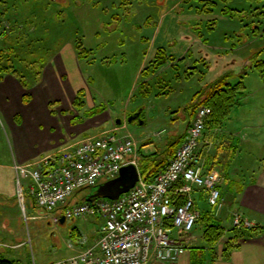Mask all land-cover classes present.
I'll list each match as a JSON object with an SVG mask.
<instances>
[{"label":"rangeland","instance_id":"obj_1","mask_svg":"<svg viewBox=\"0 0 264 264\" xmlns=\"http://www.w3.org/2000/svg\"><path fill=\"white\" fill-rule=\"evenodd\" d=\"M218 4L215 12L199 15L194 11L197 0H0V57L15 51L13 61L27 81L54 57L51 68L61 84L83 88L88 105L105 104L114 125L118 119V127L126 125L119 133L135 140L144 165L158 153L156 157L167 158L164 150L184 132L188 112L200 104L199 99L194 104L192 100L202 86L221 77L232 85L242 81L244 95L215 128L225 136L217 146L221 164L233 163L239 178L248 179L252 169L264 165V77L255 67L257 61H264V0H230L226 4L237 10L236 16L220 14L225 4ZM77 42L92 50V63L77 58ZM159 47L180 61L162 66L149 77H141L140 70L136 77L141 63L147 67ZM189 72L195 74L187 80ZM136 112L139 117L129 121ZM96 118L86 123L106 116ZM0 125L7 131L1 118ZM215 128H207L204 136ZM100 131L89 130L88 136ZM9 151L4 137L1 161ZM11 175L0 168V252L7 257H13V251L26 264L53 262L72 255L67 245L70 240L75 243L71 229L98 228L100 219L91 215L54 223L53 213L30 203L23 180L22 209ZM195 231L194 227L191 233ZM195 234L201 237L199 230Z\"/></svg>","mask_w":264,"mask_h":264},{"label":"built area","instance_id":"obj_2","mask_svg":"<svg viewBox=\"0 0 264 264\" xmlns=\"http://www.w3.org/2000/svg\"><path fill=\"white\" fill-rule=\"evenodd\" d=\"M211 113L210 107L198 106L183 141L166 165L148 180L140 175L130 190L114 200L89 196L98 184L117 177L121 167L132 164L138 168L137 143L130 135L120 134L118 127L86 136L38 161L14 164L22 209L23 180L36 207L54 214V223L89 215L101 221L94 245L48 264H174L189 252L190 234L201 217L195 192H203L208 203L217 208L228 204L221 196V179L205 170L201 161V140ZM83 189L87 192L82 193L81 201L74 199L60 211ZM231 226L255 229L258 224L233 211ZM84 241L83 237L79 243Z\"/></svg>","mask_w":264,"mask_h":264},{"label":"crops","instance_id":"obj_3","mask_svg":"<svg viewBox=\"0 0 264 264\" xmlns=\"http://www.w3.org/2000/svg\"><path fill=\"white\" fill-rule=\"evenodd\" d=\"M58 53L59 51L55 53V56ZM52 59L54 57H51L45 68L30 81L21 79L12 73H5L0 79V118L7 128V131H4V127L0 125V140L6 137L10 145L9 156L4 161L0 160V168L7 169L14 177L16 175L13 168L14 164L25 165L38 161L88 136L89 130L102 128V131H105L118 127L117 124L114 125L115 120H112L110 113L107 114V110L87 118L81 123H73V119L82 113L73 107L74 98L80 88L70 89L61 84L57 72L51 68ZM143 66L141 63L138 67L136 77L138 72L144 68ZM64 75L61 74V76ZM23 81L26 82V87ZM133 84L130 86L131 92L134 89ZM110 88H113V84L110 85ZM25 95L28 96L26 102L23 100ZM85 105L87 109L94 107V103L88 105L87 101H85ZM100 115H104L106 118L99 122H93V124L86 123L97 119L96 117ZM123 116L126 118L127 112ZM108 122L109 126L104 127ZM118 128L119 131H122L126 125ZM210 131L201 140V161L205 170L215 172L221 179L219 185L221 196L228 204L217 208L208 203L203 192H195V206L201 216L207 213L220 221L224 228V235L221 240L226 242L222 244L219 241L213 249L208 248L203 240L204 224L200 219L195 225L196 231L190 234V251L181 255L174 264H197L199 258H201L202 264H264V165L252 169L248 179L239 178V169L233 168V163L224 162L221 164V157L217 153V146L221 142V138H225L224 132H217V128L210 129ZM140 150L138 147L139 162L142 159ZM159 168L161 167L159 166ZM138 170L140 171L139 166ZM154 174L155 171L151 173L150 177ZM24 185H26V181H24ZM30 203L33 204L32 200ZM233 211H239L257 223L259 226L256 230L257 233L235 240L231 231V214ZM226 221L229 222V226L224 225ZM60 222L64 221L60 220ZM100 226L101 221L98 228L93 231L78 227L70 230L69 235L70 237L74 236L73 239L75 240V243L70 240L67 244L72 249V255L95 244L99 236ZM198 230L201 232V237L195 234ZM83 237L85 241L79 243ZM229 241L234 247L227 256H223V248ZM69 244L72 246L70 247ZM1 254L7 257L5 253ZM10 254H13V257L8 258L26 264L13 251ZM10 254L8 253V255ZM65 257V255L62 256V258ZM33 263L48 264V261H41L40 263L33 261ZM150 264L161 263L152 262Z\"/></svg>","mask_w":264,"mask_h":264},{"label":"trees","instance_id":"obj_4","mask_svg":"<svg viewBox=\"0 0 264 264\" xmlns=\"http://www.w3.org/2000/svg\"><path fill=\"white\" fill-rule=\"evenodd\" d=\"M230 0H197L198 6L194 7V11L196 14L199 15H206L211 14L217 10V7H219L218 2L225 4L220 9V14L224 16H236L237 10L231 9L227 6V2ZM256 1H262V0H256ZM256 29V28H255ZM255 29H253L252 32L255 33ZM77 57L82 60H87L89 63L93 62V59H90V56L92 55V50H87L82 46L80 42H77L75 44ZM12 54H17L15 51L12 50ZM9 54H5V56L0 57V79L3 77L5 73H12L18 75L21 79L24 78L22 72L18 70L15 66V60L16 57H12ZM45 61V60H44ZM42 61V62H44ZM177 60V57H175L173 54H170L167 49L164 47H159L153 57V59L150 61L149 65L145 68H143L140 72L141 77H149L151 74L155 73L158 69H160L162 66L173 63ZM256 69L259 71L262 77H264V61H257L255 64ZM173 68L176 70V66L174 65ZM36 74L37 71H34ZM38 74V73H37ZM36 74V75H37ZM195 73L189 72L185 74V79H190ZM24 86L26 87V82L23 81ZM143 86V85H142ZM244 87L242 85V81L237 82L236 84L232 85L227 82L225 77L218 78L214 80L213 82L209 83L207 86L201 88L194 94L193 104L196 100L199 99L197 102L200 103L198 106H208L211 108L212 113L210 115V118L207 122V128H215L221 124L222 121H224L228 115L230 114L232 108L237 103V100L244 95ZM28 99V96L25 95L23 100L26 102ZM191 104V105H193ZM196 104V105H197ZM195 106V105H194ZM192 106V108H194ZM197 106V107H198ZM73 107L77 111H82V116L75 118L76 121H83L84 118H90L93 117L102 111L106 109V105L101 103L97 106L91 107L89 109H86L85 105V91L83 89H79L76 93V96L73 101ZM191 106H188V108ZM196 107V108H197ZM191 108V109H192ZM195 108V109H196ZM190 109V108H189ZM188 123L186 125V128L184 132L180 135L174 138L173 140H170L168 146L166 147V159L165 157H156L159 155L156 154L153 158L152 156L148 157L147 163L144 165L143 162L139 164L141 176L143 179L148 180L152 178L150 177L151 173L155 171V173L163 168L167 161H169L173 154L175 153V150L180 145V143L183 141L186 131L189 127L190 121L193 117V112H188ZM162 156V155H160ZM148 166V167H147ZM161 167L158 169V167ZM87 190H78L75 194V196L68 199V201L62 205L60 211H63L68 205H70L72 202L81 201L83 199V194L86 193ZM28 197H30L27 194ZM31 199V198H30ZM32 200V199H31ZM33 204L35 205L34 200H32ZM36 206V205H35ZM201 221H203L204 224V230H203V240L206 244V246L210 249H213L221 240V238L224 235V228L222 227L220 221L216 219L215 217L209 215V214H203V216L200 217ZM258 229H237L231 226V231L234 234V239L237 240L239 237L243 238L245 236H251L256 232ZM234 246L230 243V241L224 246L223 248V256H227L228 252L233 248ZM197 264H202L201 258L197 260ZM0 264H21L19 261L5 257L0 253Z\"/></svg>","mask_w":264,"mask_h":264},{"label":"water","instance_id":"obj_5","mask_svg":"<svg viewBox=\"0 0 264 264\" xmlns=\"http://www.w3.org/2000/svg\"><path fill=\"white\" fill-rule=\"evenodd\" d=\"M139 112L132 114L129 117V121L139 117ZM121 120H116V124H120ZM141 172L135 165L128 164L119 170L117 177L98 184L94 191L90 194L89 198L103 197L107 199H117L121 194L130 190L136 182L139 180ZM64 221V219H61Z\"/></svg>","mask_w":264,"mask_h":264}]
</instances>
